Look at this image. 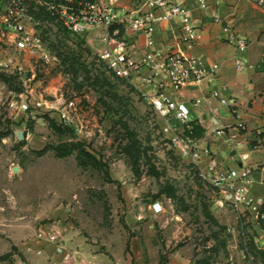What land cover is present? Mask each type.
<instances>
[{
  "label": "rangeland",
  "instance_id": "rangeland-1",
  "mask_svg": "<svg viewBox=\"0 0 264 264\" xmlns=\"http://www.w3.org/2000/svg\"><path fill=\"white\" fill-rule=\"evenodd\" d=\"M6 6L0 0V18ZM29 6L56 58L0 42L22 65L3 71L12 87L0 80V264H264L249 247L264 252V223L223 202L179 154L139 85L100 58L103 30L73 34ZM60 144L95 161L79 164L75 150L57 157Z\"/></svg>",
  "mask_w": 264,
  "mask_h": 264
},
{
  "label": "built area",
  "instance_id": "built-area-1",
  "mask_svg": "<svg viewBox=\"0 0 264 264\" xmlns=\"http://www.w3.org/2000/svg\"><path fill=\"white\" fill-rule=\"evenodd\" d=\"M264 9V0H253ZM201 10L209 7L208 0H195ZM29 3L45 7L73 34H85L93 29H102L104 34V48L99 56L106 61L114 74L122 79L136 82L144 99L152 106L162 120L163 131L179 154L190 159L199 169L200 176L214 185L223 202L231 203L243 212H249L255 221L264 223L263 201L250 192L253 182V169L250 166L221 167L215 161L213 152L209 147H201L198 138L192 135L191 109L182 102L177 101L165 92L169 86L178 91L189 82L200 83L203 80L213 81L216 78L219 66L216 63L207 65L200 57L189 54L195 47V27L182 21L179 33L175 36V46L169 51L154 49L153 34L157 22H170L180 17L183 7L180 2L170 0H142V8L138 12H118L113 3L96 2L87 9L77 8L73 0L65 3L55 0H9L5 13L0 18V42H7L13 46L17 54L31 55L46 62L54 60L46 48L43 37L35 29L39 21L29 11ZM160 10V12H158ZM215 22L223 24L222 29L226 40L233 44L239 54L234 57L237 71L245 65L242 53L247 47L245 38L238 36L219 16L214 17ZM115 25H122L124 29L133 34L141 33L145 36V52L134 59L132 57V43L129 39L119 36ZM181 47V48H180ZM183 47V49H182ZM264 58V49L262 52ZM21 70L22 65L11 57H0V70ZM146 74L143 75L142 70ZM218 96V91H213ZM222 104L230 105L228 99L222 98ZM14 101L10 104L14 105ZM196 105V104H195ZM19 108L23 111L29 105L22 102ZM63 121L69 122L66 113L61 115ZM239 128H244L239 123ZM202 155L208 157L204 167L201 166ZM55 240V235H50ZM264 249V234L262 236Z\"/></svg>",
  "mask_w": 264,
  "mask_h": 264
},
{
  "label": "crops",
  "instance_id": "crops-1",
  "mask_svg": "<svg viewBox=\"0 0 264 264\" xmlns=\"http://www.w3.org/2000/svg\"><path fill=\"white\" fill-rule=\"evenodd\" d=\"M97 1L113 3L121 13L143 9L142 0ZM170 1L180 2L183 13L170 22L156 23L153 48L173 49L181 23L186 21L195 27L196 44L189 54L200 57L207 65L218 64L219 70L213 81L189 82L178 91L166 86L165 92L190 107L191 120L203 129L199 145L211 149L219 166L253 169L250 192L264 203V9L253 0H208L209 7L205 10L199 9L195 0ZM215 16L221 17L224 24L247 41L242 53L246 62L241 71L234 65V57L239 52L226 40L223 24L215 22ZM114 27L112 31L116 29L119 36L132 43V57L140 58L146 50L145 36L133 34L122 25ZM0 57L6 58L4 51H0ZM142 73L146 74L144 69ZM214 90L218 91V96L213 95ZM222 98L231 104H222ZM239 123L244 128L240 129ZM207 160L208 157L202 155V167ZM263 234L258 239L261 245Z\"/></svg>",
  "mask_w": 264,
  "mask_h": 264
},
{
  "label": "trees",
  "instance_id": "trees-1",
  "mask_svg": "<svg viewBox=\"0 0 264 264\" xmlns=\"http://www.w3.org/2000/svg\"><path fill=\"white\" fill-rule=\"evenodd\" d=\"M7 3L9 0H6ZM56 2H62L65 3L67 0H55ZM97 0H73V5L75 7H79L82 9H87L89 5H92L96 3ZM29 11L36 17V11L33 9L32 6H29ZM50 14V13H49ZM115 27L112 26L110 30L112 31ZM14 77L12 75H8L3 73V71H0V80L3 81L5 84H7L8 87H12L11 80ZM190 125L192 126V135L196 138H199L203 135V129L196 125L194 120L190 121ZM49 150V147H44L37 151L38 155H44ZM52 150L55 152V156L57 157H64L68 154H70L73 150L76 151V159L79 164L84 165L87 162L95 161V159L90 155L87 151H85L82 147L74 145V144H60L52 147ZM250 250L254 256V258L257 256L258 253H261V256H264V252L258 249L253 243H249ZM264 261V258H263Z\"/></svg>",
  "mask_w": 264,
  "mask_h": 264
},
{
  "label": "water",
  "instance_id": "water-1",
  "mask_svg": "<svg viewBox=\"0 0 264 264\" xmlns=\"http://www.w3.org/2000/svg\"><path fill=\"white\" fill-rule=\"evenodd\" d=\"M16 137H17V139L19 140V141H21V140H23L24 139V134H23V132H17L16 133ZM18 170V167H14V171H17Z\"/></svg>",
  "mask_w": 264,
  "mask_h": 264
}]
</instances>
